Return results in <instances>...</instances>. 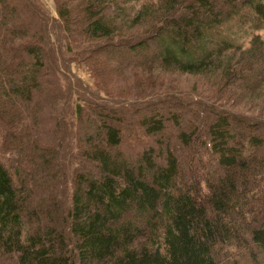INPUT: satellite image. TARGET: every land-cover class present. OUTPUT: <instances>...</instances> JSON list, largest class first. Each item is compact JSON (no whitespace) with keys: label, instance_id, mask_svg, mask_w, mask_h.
<instances>
[{"label":"trees","instance_id":"16d2710c","mask_svg":"<svg viewBox=\"0 0 264 264\" xmlns=\"http://www.w3.org/2000/svg\"><path fill=\"white\" fill-rule=\"evenodd\" d=\"M54 1L60 21L39 0H0V148L25 155L20 175L49 179L71 156L68 126L91 167L72 174L69 202L51 194L33 207L29 179L0 158V264H222L232 246L264 257V116L241 110H264V0ZM236 23L248 48L225 32ZM80 61L103 87L130 67L142 81L210 75L234 95L149 94L134 115L84 98L82 118L72 95L84 84L69 68ZM63 105L76 127L57 116ZM135 129L137 153L126 144Z\"/></svg>","mask_w":264,"mask_h":264},{"label":"rangeland","instance_id":"374dc122","mask_svg":"<svg viewBox=\"0 0 264 264\" xmlns=\"http://www.w3.org/2000/svg\"><path fill=\"white\" fill-rule=\"evenodd\" d=\"M155 2L156 0H151ZM41 4L42 10H44L51 18L60 21L57 14V8L54 0H39ZM140 6V3H135L132 10L136 11ZM109 14V12H108ZM115 13L113 12V16ZM112 16V15H111ZM118 19L117 17H115ZM137 27L131 29V31H123V33H127L124 36L130 35L132 38L138 37L139 33H144V28ZM225 32H229L230 36L236 35L240 39V43L243 42L244 47H249V39L250 36L246 34L244 28L241 29L236 24H230L225 28ZM237 55V54H236ZM128 55H123V58H127ZM235 61L236 56H232ZM138 59V58H134ZM69 68L72 74L81 80L84 84V87H81L79 90V95L73 93L72 101L79 102L83 108V117L85 118L90 113V108L87 103L84 101V98H89L93 100L96 104H101L103 106L111 107L113 109L123 107L129 108L130 110H124L123 113H129L130 115H134V110L138 107H143L139 105L141 98H144L146 95L153 94L155 95L157 101L161 100L160 96L166 93L170 99L175 100L177 98H182V96H186L191 100H195L196 98H200L204 101L212 102L214 100L220 99L223 102H227L228 96L233 97L234 93H226L223 95L222 92L218 90V85L213 82V77H209L210 75L199 74V75H190L184 73H161V78L154 82L153 80H148L145 77V81L141 80L142 71H134L130 67H127L124 72V76L121 77H113V81L108 80L107 89L111 92L106 94L103 92V86L97 85L96 80L93 81L91 75H93L90 71V68L87 63L83 61L72 62L69 65ZM145 72V71H144ZM242 74H246V72H242ZM100 79V78H99ZM153 81V82H152ZM105 87V88H106ZM113 96V98L111 97ZM117 96V97H116ZM126 97L136 98L137 101L135 104L129 102L128 99H124ZM253 100H259L257 98H252ZM253 107V108H249ZM63 111L64 115L61 116L63 120H69L70 122H74L75 127L78 125V115L75 111L74 105H63L60 109ZM241 110L245 112L258 113L264 116V110L261 108H257L256 106H251L246 100L241 105ZM45 128V136L50 137L52 135L51 124L48 121L44 123ZM126 131L129 139L126 141V144L133 149L135 147V152L141 151L142 143H138V131L137 129ZM80 129L78 130L75 139L73 138L70 128L67 126V130L65 134L68 135L71 141H68L70 144L69 150H71V156L67 162L62 163L59 166L58 171L53 173L49 179H46L43 175H38L34 179H29V176L20 175L24 172V170L28 171V167L25 164V155L20 153L16 148L10 150H4L3 147L0 148V158L5 164V166L10 170L12 174L15 176V181H21L22 179H29V184L33 185L32 189V202L31 204L35 207L41 201V198H45L46 196L49 198L51 194H54V198H57V202H69L70 196L72 193V184H71V176L77 169L81 170V167L87 165L85 168L91 167L89 162H84L82 156L77 154V142L78 136L80 134ZM42 134V132H41ZM54 137L59 138L60 135H55ZM141 141L147 142L149 144L152 143L151 140L141 138ZM124 144L123 148L127 147ZM82 154V156H81ZM84 157V156H83ZM45 180H47V185H45ZM36 184V185H35ZM42 185V187H41ZM245 247L232 246L228 248L226 252L223 254V262L222 264H264V257L260 253L259 250H256L253 247L252 253L250 251L243 250ZM226 262V263H224ZM4 264H13V262H6Z\"/></svg>","mask_w":264,"mask_h":264}]
</instances>
